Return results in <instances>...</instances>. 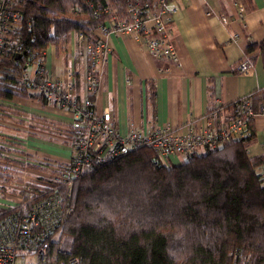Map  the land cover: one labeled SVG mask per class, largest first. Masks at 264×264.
<instances>
[{"label": "trees", "instance_id": "obj_1", "mask_svg": "<svg viewBox=\"0 0 264 264\" xmlns=\"http://www.w3.org/2000/svg\"><path fill=\"white\" fill-rule=\"evenodd\" d=\"M72 7L86 17L74 10L71 16ZM15 9L22 13L19 35L40 67L50 45L67 44L71 32L98 23L86 0L19 1ZM30 57L0 54V100L20 93L13 75ZM252 122L243 139L201 151L180 165L157 162L151 150L141 149L76 179L71 192L58 183L48 196L52 181L39 178L46 183L44 195L53 200L43 197L33 206L39 220L35 247L49 245L44 264L72 258L80 264H264V157L248 156Z\"/></svg>", "mask_w": 264, "mask_h": 264}, {"label": "crops", "instance_id": "obj_2", "mask_svg": "<svg viewBox=\"0 0 264 264\" xmlns=\"http://www.w3.org/2000/svg\"><path fill=\"white\" fill-rule=\"evenodd\" d=\"M177 3L179 12L171 35L178 63L154 59L132 36L114 35L100 93L93 97L85 80V48L74 32L62 60L55 45H50L44 63L47 73L62 78L65 67H74L77 96L92 97L99 113L110 110L122 133L132 125L145 131L168 126L180 134L190 123L218 127L230 121L236 102L250 98L256 116L252 122L254 139L247 153L250 158L264 157V0ZM242 8L245 12L241 18ZM252 44L257 47L249 52ZM247 57L254 70L240 74L238 66ZM71 125L69 110L51 102L44 104L35 96L26 98L18 93L13 99L0 100V189L4 186L0 204L9 201L2 191L10 176L23 172L30 178L39 177L43 171L54 172L70 161L73 148L65 132ZM176 159L170 161L178 163ZM31 166L39 168H28Z\"/></svg>", "mask_w": 264, "mask_h": 264}, {"label": "built area", "instance_id": "obj_3", "mask_svg": "<svg viewBox=\"0 0 264 264\" xmlns=\"http://www.w3.org/2000/svg\"><path fill=\"white\" fill-rule=\"evenodd\" d=\"M19 1L27 0H0V54L9 52L17 57L33 54L18 32L22 13L15 9V5ZM86 3L92 18L98 21L95 26L87 25L77 32V39L87 56L85 80L91 96L97 97L100 93L103 70L111 52L110 39L114 35L132 36L154 59L178 63V50L171 35V26L179 12L177 0H123L118 6H114L111 0H86ZM73 10L75 14L85 13L80 7ZM244 12L242 8L241 18ZM228 23L224 18V24ZM35 60L37 67L31 78L27 72ZM15 62L14 65L19 64L17 59ZM40 66L38 57L32 55L24 70L15 72L13 76L18 82V90L47 99L56 107L71 112L72 125L66 130L65 137L73 148V155L49 178L37 176L30 178L28 181L32 183H28L22 181L24 177L15 181L14 175L7 185L3 184L6 190L2 194L7 193L9 201L0 204V264L46 262L49 245L44 243L35 247L39 237H32L34 229L39 226L38 209L33 206L42 203L43 197L53 201L48 196L54 195L58 183L64 184L71 192L75 180L82 175L141 149L151 150L157 162L166 164L172 158H188L204 150L218 149L226 143L243 139L256 116L251 99L246 98L235 103L233 116L221 127L213 123L208 126L190 123L187 131L180 134L168 126L155 127L151 131L133 126L127 133H122L110 110L99 113L92 99L77 96L74 67H65L63 77L58 78L47 73L44 65ZM253 70L254 63L249 57L238 66L240 74L247 75ZM40 75L43 77H38ZM39 178L52 181L47 197L43 193L46 183ZM69 212L68 209L66 214ZM32 243L35 251L21 250ZM67 264H80V260L72 258Z\"/></svg>", "mask_w": 264, "mask_h": 264}, {"label": "rangeland", "instance_id": "obj_4", "mask_svg": "<svg viewBox=\"0 0 264 264\" xmlns=\"http://www.w3.org/2000/svg\"><path fill=\"white\" fill-rule=\"evenodd\" d=\"M72 10H73V7L71 8V14H72ZM71 14H69V16L71 15ZM71 16H74V14H72ZM81 16H86L85 15V13L84 14H81ZM81 31V30H80ZM75 32V34L77 35V32H79V31H73V32H71L70 34H72V33H74ZM70 36V35H69ZM54 45V44H53ZM66 43H62V42H59L57 45H55V50L56 51H58L59 52V54H60V58H61V60L64 58V55L65 54H67L68 53V49H67V47H66ZM48 51V50H47ZM30 56H32L33 54L32 53H30L29 54ZM45 55H46V53H45ZM21 56V55H20ZM38 59H39V57H38ZM45 59H46V56H45ZM36 62H34L33 63V65L32 66H30V68H29V70H28V75L32 78V77H34L35 75V69H36V67H37V60H35ZM39 61H40V59H39ZM61 64H62V61H60V66H61ZM47 78V77H46ZM20 94L22 95V96H24V97H26V98H33V96H35V95H33V96H31V95H29V93H27V92H25V91H20ZM36 98H39L40 100H42V99H44V98H41V97H39V96H35ZM90 99H92V97L90 98ZM47 100V99H46ZM43 101V100H42ZM94 101V100H93ZM47 102H50L49 100H47ZM59 108V107H58ZM133 126H135V125H132L130 128H132ZM71 127V126H70ZM130 130V129H129ZM121 132V131H120ZM176 160H178V163H172L171 161L170 162H167L168 164H170V165H180V164H182V163H184L186 160H187V158L186 157H180V158H177ZM60 164H62V163H60ZM59 164V165H60ZM64 165H62V166H58V168H60V167H63V166H65L66 164L65 163H63ZM166 164V163H165ZM33 165V164H32ZM264 169V168H263ZM26 173H28L27 171H25ZM58 171H56V172H54V173H51V170H48V171H43L42 172V174L40 173V172H37V174H41L43 177H45V178H49L51 175H53V174H55V173H57ZM14 175H16L15 177V181L17 180V179H20L21 180V177H24V180H22L23 182H26V181H28L29 179H30V177L29 176H31V175H28V176H26V174H24L23 172H21V175H18V173H15ZM85 175V174H84ZM84 175H82V176H84ZM81 176V177H82ZM80 177V178H81ZM263 177H264V173H263ZM54 178V177H53ZM17 183V182H16ZM73 186H74V184H73Z\"/></svg>", "mask_w": 264, "mask_h": 264}, {"label": "water", "instance_id": "obj_5", "mask_svg": "<svg viewBox=\"0 0 264 264\" xmlns=\"http://www.w3.org/2000/svg\"><path fill=\"white\" fill-rule=\"evenodd\" d=\"M18 57H21L20 55Z\"/></svg>", "mask_w": 264, "mask_h": 264}]
</instances>
